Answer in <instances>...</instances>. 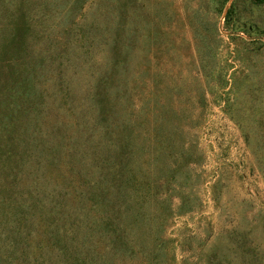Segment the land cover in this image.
I'll use <instances>...</instances> for the list:
<instances>
[{"label":"rangeland","instance_id":"374dc122","mask_svg":"<svg viewBox=\"0 0 264 264\" xmlns=\"http://www.w3.org/2000/svg\"><path fill=\"white\" fill-rule=\"evenodd\" d=\"M18 6L33 20L0 35V87L40 93L36 175L101 224L93 264H264V1ZM31 236L13 264L49 249Z\"/></svg>","mask_w":264,"mask_h":264},{"label":"trees","instance_id":"16d2710c","mask_svg":"<svg viewBox=\"0 0 264 264\" xmlns=\"http://www.w3.org/2000/svg\"><path fill=\"white\" fill-rule=\"evenodd\" d=\"M21 16L26 25L32 23L33 16L21 12L18 0H0V19L7 20L8 28L5 35L2 32L0 35L9 42L16 37L14 31ZM5 65L0 69L9 67ZM38 94L20 91L19 81L14 80L0 87V264H13L19 251H23L19 252L21 256L28 255L34 240L31 235L37 231L47 237L50 245L48 249L46 242H38L39 253L34 255L32 264H93L90 230L101 224L97 220L91 224L90 219L83 225L71 220L70 208L62 201L63 194L56 188L43 189L36 175L43 167V151L47 147L43 123H39L43 104ZM58 163L50 162L54 166ZM28 173L32 178L35 175V179L23 189V183L29 182ZM96 183L101 189L98 180ZM101 217L105 218L103 213ZM120 220H114V231L121 239Z\"/></svg>","mask_w":264,"mask_h":264}]
</instances>
